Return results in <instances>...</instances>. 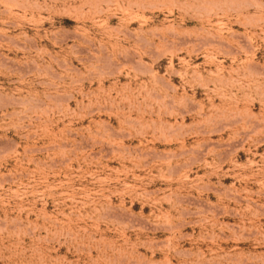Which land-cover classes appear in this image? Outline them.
I'll list each match as a JSON object with an SVG mask.
<instances>
[{
  "label": "rangeland",
  "instance_id": "obj_1",
  "mask_svg": "<svg viewBox=\"0 0 264 264\" xmlns=\"http://www.w3.org/2000/svg\"><path fill=\"white\" fill-rule=\"evenodd\" d=\"M0 264H264V0H0Z\"/></svg>",
  "mask_w": 264,
  "mask_h": 264
}]
</instances>
